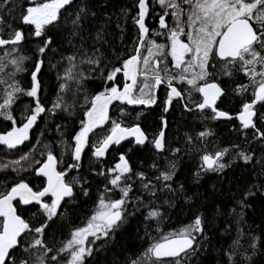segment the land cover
<instances>
[{
    "label": "snow or ice",
    "instance_id": "snow-or-ice-1",
    "mask_svg": "<svg viewBox=\"0 0 264 264\" xmlns=\"http://www.w3.org/2000/svg\"><path fill=\"white\" fill-rule=\"evenodd\" d=\"M155 2L163 11L159 15L160 31L150 30L146 23L150 0H136V14L132 17L137 29L134 47L131 54L118 56L117 64L109 66L105 63L107 54L103 46L106 43L105 28L111 17H106L105 23L98 25V15H104L102 5H94L92 0H26L27 6L21 7L19 14V25L13 27L6 24L3 15L6 6L12 5V0H0V117L11 122L7 130L0 131V145L15 149L29 141L30 130L41 114L55 115L57 111H63L74 115V105L68 104L66 97L69 93L77 95L81 90L85 93L79 128L72 136L71 144L61 141L63 152L71 148L73 163L61 168L63 158L54 155L48 144H43L40 149L33 145L18 160L11 162L14 172L28 170L21 163L27 162L29 168L44 180L37 190L21 179L0 191V264H61V260L63 264H89V258L114 240L129 216L137 212L143 216V222L157 223L155 231L158 235L153 237L146 227L145 235L150 243L125 264H184L202 252L212 250L211 222L203 212H195L191 221L177 230L163 233L159 227L164 214L156 203L157 193L177 191L173 184L181 154L198 155L200 165L194 173L197 178L207 172L222 174L236 161L243 162V168L250 172L251 178L243 184L237 182L228 201L231 207L225 203L215 209V215L225 220L220 234L227 235L230 241L217 250L219 258L215 264H258V258L264 262V153L256 156L255 148H242L238 144L209 152L208 137L213 133L208 128L194 136L186 133L183 146L171 148L168 147L166 131L168 123L163 115L160 117V130L151 139L140 123L127 124L123 119L117 121L110 117L113 102L145 109L157 104L158 90L163 86L166 92L164 113L169 111L174 100L183 103L185 112H199L205 119L209 118L205 114L210 110L212 120L230 121L235 118L240 125L238 131L255 130L253 140L264 145V126H257V121L264 124V113L257 108V105L264 108V0ZM7 12L12 15L15 6L8 7ZM122 12L127 15L126 10ZM167 18L173 21L172 27H169ZM22 26H31V35L40 39L35 58L22 54L26 41ZM49 26L57 28L62 35L61 43H66L71 49L68 55L61 54L57 64H50L57 70L58 82L56 99L51 107L41 100L43 85L39 75L48 52L60 50L59 46L53 47L56 40L49 34ZM151 36L163 37L166 43H158ZM30 59L29 68L26 61ZM217 65L220 66V75L213 74ZM25 72L30 75L27 86L20 78ZM237 73L248 82L237 84L233 90L235 95L245 97L250 92L252 98L248 100L245 97L233 117L220 108V103L228 95L221 77L231 78ZM121 74L124 82L119 87ZM95 79H100L104 86L89 96L85 84ZM109 82H112L110 86ZM21 97L31 100L24 106V118L18 125L13 113L14 105ZM119 111L121 117L126 115L123 107ZM142 115V112H136V120H140ZM109 121L111 127L107 134L93 142L91 136L97 129L103 130ZM129 138L134 145H151L157 155L168 152L171 157H165L163 166L153 161L150 167L158 173L153 176L143 170L134 172L125 153L119 155L114 166L106 169L101 166L95 175L103 177L106 183L99 192L91 215L83 226L74 227L59 247L50 244L49 230L53 229L57 219L65 218L66 212L62 209L75 200L77 188L84 197L90 196L87 179L79 176L68 179L71 170L82 167L85 149L91 147L92 158L100 161L111 146L121 145ZM37 144H41L39 137ZM37 151L46 158L37 159ZM225 157H231L228 163L224 162ZM7 167L0 165V170ZM133 177L140 182L142 192L147 194V203L142 196L131 197ZM178 190L184 191V185H179ZM117 193L119 198H114ZM189 202L190 198H186V203ZM257 203L259 235L246 219L249 209L257 211ZM130 205L133 208L131 212ZM26 206L37 207L32 220L23 216ZM233 223L236 225L234 235ZM97 241L102 242L101 248L96 247Z\"/></svg>",
    "mask_w": 264,
    "mask_h": 264
},
{
    "label": "trees",
    "instance_id": "trees-1",
    "mask_svg": "<svg viewBox=\"0 0 264 264\" xmlns=\"http://www.w3.org/2000/svg\"><path fill=\"white\" fill-rule=\"evenodd\" d=\"M154 0H150L152 3ZM79 2V0H77ZM93 4H99L103 6L104 15H98V25L105 23L106 17L110 16V21L107 22L105 28L104 40V52L107 54L105 63L109 66L117 64L118 56L125 57L131 54V49L134 47V40L137 34V29L133 24L132 17L136 14V0H92ZM152 5V4H150ZM15 6V12L9 15L7 12L8 7ZM26 0H12V5H8L3 13L6 24L10 23L13 27L19 25V14L21 7H26ZM122 10L127 11V15H124ZM65 15H67L65 13ZM158 11H154L150 7V14L147 17V26L152 30L156 22ZM15 17V20H13ZM120 27H117V25ZM26 34V41L23 44L24 55L35 58L37 49L40 45V39L31 35V26H22ZM123 29V31H122ZM49 34L54 36L56 43L53 47L59 46V51L53 53L51 51L44 57V64L42 71L39 74L42 80L43 92L41 94V100L47 107H51L52 102L56 99V93L58 88L57 82V70L50 67V64H57L60 61L61 54L68 55L71 51L66 43H61L62 35L58 32L57 28L49 26ZM5 37H7V30H5ZM66 35V34H65ZM91 44V40H89ZM31 59L26 61V65L31 67ZM219 66V65H217ZM217 68V67H216ZM215 68V69H216ZM239 74V73H237ZM24 86L30 82V75L25 72L20 77ZM239 79L241 83H245L247 79L240 74ZM112 82H109V86ZM123 77L120 75L118 86L122 87ZM100 79H95L86 82L88 95L94 94L95 91L102 89ZM225 88V87H224ZM228 95L225 97V102L221 106L229 114L234 113L237 108L242 104L243 97L236 96L232 91L233 87L225 88ZM75 91V90H74ZM84 91L81 90L77 95L69 93L66 97V101L70 105H74V115H68L63 111H57L55 115L41 114V118L38 119L37 124L30 134V140L24 143L18 148L9 149L7 146L0 145V165H8L4 170H0V191H4L10 188L13 183L23 179L37 190L43 184V179L38 177L35 171L31 170L27 162H21L25 171H12L11 162L18 160L23 153H27L33 145H37L40 149L43 144H48L54 151V155L58 158H63V164L61 168H66L68 164L73 163L71 158V148L65 153L63 152L64 145L61 141H66L71 144V138L74 136L75 131L79 128V120L83 115L84 108ZM248 97V95H246ZM239 98V99H238ZM250 98V97H249ZM164 95L158 94V103L152 105L150 108L145 109L140 107H128L120 104H116L110 111V117L112 120L123 119L125 123H140L143 130L148 134L149 139L159 132L161 127L160 117L163 115L168 123L167 137L169 140L168 147L176 148L183 146L184 137L186 133L195 135L197 132L203 131L208 128L212 131L213 135L208 137L207 149L209 152H214L216 148H231L233 144H238L242 148H249L250 146L255 148V155L260 156L264 153V145L253 140L254 132L252 130H240V126L234 121L220 122L210 119L211 113L206 112L209 118L205 119L199 112L186 113L182 108L172 105L169 112H163V100ZM248 99V98H247ZM31 98L21 97L20 100L14 105V117L18 122V125L23 120L24 106L30 103ZM123 107L126 115L121 117L119 109ZM261 113H264V108L258 107ZM136 112H142L143 115L140 120H136ZM11 125L10 121H5L0 117V131L7 130ZM57 125L60 126L59 130ZM257 126H264L260 121H257ZM110 121L105 125L103 130L98 129L95 135L91 136L93 142H97L107 134L110 129ZM41 132L43 135L41 136ZM37 137L40 138L41 144H37ZM246 138L249 144L246 142ZM131 149V151H129ZM121 153L127 154L130 158V164L133 171L143 170L150 176L156 175L150 165L156 160L161 166H163L165 157H171V153H164L157 155L155 150L151 148V145L147 147H132V148H113L110 149L104 158L100 161L95 160L91 156V147L88 148L82 159V167L79 170H72L68 179L71 180L73 176H79L83 179H87L89 184L86 185L90 188V196L84 197L80 193L79 188L76 190L75 200L70 202L66 209L62 211L66 212V216L63 220L57 219V223L53 226V229L49 230L48 241L50 244H54L56 247L60 246V242L66 238L70 231L77 226H83L94 208L95 202L99 195V192L103 189L106 181L103 177L95 175V172L99 171L101 166L105 169L114 166L118 161ZM37 159H44L40 156L39 151L36 152ZM231 157H225L224 162L228 163ZM200 160L197 154L183 155L178 158V171L174 177L175 183L173 187L177 189L175 192H158L156 200L157 205L160 206L161 212L164 214L163 219L159 223L163 233H168L179 229L181 226L188 224L193 214L197 211L205 213L210 219L209 236L212 240L213 249L210 251L202 252L198 257H192L184 262V264H215V260L219 258V252L217 251L221 245H226L229 241L227 235H221V229L225 227L224 218L215 215V209L221 204L227 203L228 207L231 204L228 203L229 197L237 186V182L243 184L246 180L250 179V172L243 168L242 161H236L232 167L224 170L222 174L215 172L201 173L197 178L194 173L198 171ZM251 166H249V169ZM132 183L134 188L131 193V197L134 199L137 196H142L145 203L148 201L146 193H143L140 188V182L133 177ZM184 185V191H179V185ZM114 198H119L118 193ZM186 198H190V202L186 203ZM168 201L169 203H165ZM170 204L172 206H170ZM133 211L132 206H129V212ZM143 211V209H142ZM37 212V207L26 206L23 211V216L26 219L32 220L33 213ZM259 205L257 203V211L253 212L248 210L247 223L252 228L256 229V234H260V229L257 227L260 225ZM214 217V219H213ZM35 222V221H33ZM147 227L148 232L153 236H157L155 229L157 223L155 221L143 222V216L140 212H137L134 216H129L128 222L124 224L115 234L114 240L108 242L107 245L102 247V242L97 241L96 247L102 250L96 252L94 257L89 258V264H125L126 260L135 258L136 255L143 252L148 246L150 241L145 235V229ZM232 234H235L236 225L233 223ZM63 264V260H61ZM258 264H264L258 258Z\"/></svg>",
    "mask_w": 264,
    "mask_h": 264
},
{
    "label": "flooded vegetation",
    "instance_id": "flooded-vegetation-1",
    "mask_svg": "<svg viewBox=\"0 0 264 264\" xmlns=\"http://www.w3.org/2000/svg\"><path fill=\"white\" fill-rule=\"evenodd\" d=\"M150 4H152V5H150V7H152L153 8V10L154 11H158V15H157V17H156V24L154 25V28L152 29V30H156V31H160V29H159V15H161V14H163V11H162V9L159 7V5L158 4H156V5H154V1L151 3L150 2ZM167 23H168V25H169V27H172L173 26V21L171 20V18H167ZM165 35H166V33H165ZM150 38H152V39H155L158 43H166V40L163 38V37H160V36H151ZM170 59V58H169ZM213 74L214 75H220V66H217V68L216 69H213ZM239 76H240V74H234L231 78H228V77H221V81H222V85H223V87H225V88H230V87H233V90L235 89V87H236V85L237 84H240L241 83V80L239 79ZM248 81H246L245 83H247ZM233 90H230V91H232L233 92V94L235 95V93H234V91ZM161 94V95H164L165 97H166V92H165V88L162 86L159 90H158V94ZM196 96H197V99H199V96H198V94H195ZM246 95H248V97L246 96ZM237 96V95H236ZM245 97L246 98H248V100H250L252 97H251V93L249 92V93H246L245 94ZM250 97V98H249ZM244 98V97H243ZM239 99V98H238ZM224 102H225V98H224ZM224 102L223 103H220L219 101H218V103H220V108H221V110H224L221 106L224 104ZM172 105H175V106H178V107H180V108H182L183 110H184V107H183V103H181V102H178V101H173V104ZM172 105L170 106V108L172 107ZM240 107H241V104H240V106L237 108V110L234 112V113H232V114H230V115H232V116H235L236 115V113L240 110ZM259 107V105H257V108ZM170 108H169V110H170ZM185 111V110H184ZM169 112V111H168ZM207 112H209V113H211V111L210 110H207ZM187 113V112H186ZM211 115H212V113H211ZM216 121H220V122H229V120H216ZM230 121H234L237 125H239V121L237 120V119H232V120H230ZM240 126V125H239ZM248 130H252L253 132L255 131V130H253V129H248ZM247 131V130H246ZM131 140V138H129V140H126V141H122V143H121V145H113V146H111L110 147V149H113V148H119V147H124V148H132V147H142V146H138V145H134V143H131V142H129ZM27 142V141H26ZM25 142V143H26ZM5 146V145H4ZM21 146V145H20ZM89 148V147H88ZM109 149V150H110ZM88 150V149H87ZM108 150V151H109ZM87 152V151H86ZM85 155V154H84ZM84 157V156H83ZM44 158H46V157H44ZM83 159V158H82ZM79 170V169H78ZM72 171V170H71ZM43 179V178H42ZM44 180V179H43ZM48 202H50V200L48 201Z\"/></svg>",
    "mask_w": 264,
    "mask_h": 264
},
{
    "label": "water",
    "instance_id": "water-1",
    "mask_svg": "<svg viewBox=\"0 0 264 264\" xmlns=\"http://www.w3.org/2000/svg\"><path fill=\"white\" fill-rule=\"evenodd\" d=\"M147 17H148V16H147ZM147 17H146V20H147ZM123 82H124V81H123ZM116 104H119V102H113V105H110V111H111V109H112ZM128 107H131V108H132V107H140V106H128ZM233 117H235V116H233ZM233 119H235V118H233ZM220 120H224V119H220ZM34 127H35V125H34ZM34 127H33V129H34ZM33 129H32V130H33ZM32 130H30V134H31ZM97 130H98V129H97ZM97 130H96V131H97ZM87 149H88V148H86V149H85V152L82 154V158H83L84 154L86 153ZM77 170H78V169H77ZM40 178H43V177H40ZM43 179H44V178H43Z\"/></svg>",
    "mask_w": 264,
    "mask_h": 264
},
{
    "label": "rangeland",
    "instance_id": "rangeland-1",
    "mask_svg": "<svg viewBox=\"0 0 264 264\" xmlns=\"http://www.w3.org/2000/svg\"><path fill=\"white\" fill-rule=\"evenodd\" d=\"M154 5H156V2H155V0H154ZM89 239H91V237H90Z\"/></svg>",
    "mask_w": 264,
    "mask_h": 264
}]
</instances>
